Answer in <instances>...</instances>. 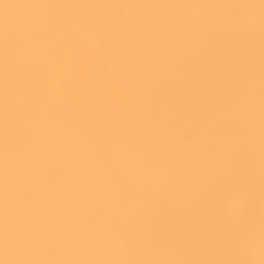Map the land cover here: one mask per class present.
Returning a JSON list of instances; mask_svg holds the SVG:
<instances>
[{
    "label": "bare ground",
    "instance_id": "6f19581e",
    "mask_svg": "<svg viewBox=\"0 0 264 264\" xmlns=\"http://www.w3.org/2000/svg\"><path fill=\"white\" fill-rule=\"evenodd\" d=\"M66 3L69 4L67 5ZM24 5L27 6L24 7ZM119 104L120 107L110 109L112 106ZM120 110H124L126 113L132 112V114H122V120H120L118 118ZM105 113L107 115H103ZM190 120H194L195 126L198 123V127L196 126L198 129L191 126L197 129L193 130L195 134H199L200 130L205 131L203 134L207 136L206 143L209 145L208 148L210 147L211 151H213V154L208 153V150H206V153L215 158L212 160L213 162L208 161L210 157H207L206 155L208 154L206 153L205 156L207 158L204 160V153H202L201 149L199 150L201 153L198 152L200 155L203 154L201 160L199 155H197L198 157H192V153L196 155L198 151L195 152L194 149L191 155H189L188 151L186 160L184 158L185 153H187L184 152L185 149L180 151L179 142L173 141V144L176 142L175 146L179 147L177 154H179V151L184 152L178 155L182 156L183 159L178 158L177 154L175 156L174 153L176 151L174 152L173 147L175 149L176 147L170 144L172 141L170 143L168 141L176 133L179 134L180 131H183V134L187 133L183 129L189 128L190 124L188 122ZM128 121L133 126L135 125V128H133L135 132L131 130L127 135L122 136L119 134V130L122 124ZM124 130L126 129L124 128ZM189 133L192 135V131ZM205 135L202 136L204 137ZM185 140L188 141L187 138ZM111 141L117 144L112 145ZM180 142L183 143V141ZM94 143L101 144L103 147L97 152L98 157L102 158V160L115 159V162L120 164L122 162L130 163L133 160L141 163L143 161L140 160L143 159L142 157H148V160H151V164L154 161L161 162V160L171 165L173 164L168 169L173 174V171H176L177 168L175 166L177 164L176 161L180 159L177 162H180L181 166L177 168V171L178 169H184L190 176L187 175L188 177L186 176V178L184 177L185 179H182L183 173L180 171V175L182 176L177 173L181 177L180 179H177L175 173V176H173L174 174L170 176L176 179H168L167 177L164 179L162 177L165 181H156L157 179L153 181V179H149V183H139L137 179L141 180L144 178L148 169L146 168V173L139 171L142 178L139 177V179L137 177L136 179V175H140L138 173L134 174V178L137 181L135 182L139 183L137 185L144 188L148 183L150 186L147 185L144 188L146 190L142 189L143 193L141 191H138V193L134 191L135 189L138 190L136 188L137 185L133 190L135 193L129 190V186L125 187V190L129 195L128 199H132V196H135V199H139L135 200L134 204L130 202L133 205L136 203L139 206L137 209L132 208L136 210L134 212L135 216L141 215L142 212L143 215L138 216V218L134 217V220L131 217L126 218L120 215L122 212L118 210V206L120 205L118 202L119 205H114L117 209H113V211L116 210L115 212L119 214V217L115 216L117 218L112 220L111 212V215H105V211H108L106 209L110 207L108 204L111 203L106 200H108L107 198H113V195H116L117 198L120 197L119 194L121 195V192L119 193V188L125 184L118 188L114 186L119 190L118 195L116 194L117 190L114 191L115 189L113 191H104L109 196L111 195L109 192L116 193L111 195L113 197L106 196L103 209V202H100L103 200H98L102 198L97 197L98 194L94 188V181L92 182L94 185L90 183L92 176L100 175L99 178L103 177L101 172L96 175L95 171L98 168L91 166L96 163L91 158L93 154L91 145ZM163 144H166V147L170 144L169 148L174 153H170V150L167 148L165 150ZM191 144L194 145V143ZM155 146H158L160 149H156L157 147L155 148ZM153 147L156 149H154V152L152 151ZM204 147L207 148V146ZM204 147L200 146L199 148L203 149ZM226 147L230 148V150L226 149ZM141 148H151V155L145 149L138 153L137 150ZM217 149L221 151L225 150L224 153L226 152V155L228 153L236 155V157H234V160H231L233 162L226 158L228 164H225L223 156H221L222 159L217 158L219 152L222 153L221 151H217ZM244 149L246 151L250 150V157L254 155L248 160H250V169H253L257 177L256 175L254 177L253 171H250L248 166L249 173H242L246 167L245 157V163L240 158L244 156L241 155V153H244ZM158 150L161 151H159L161 155H159ZM162 150L165 151L162 153ZM226 150L231 152L229 153ZM96 151L98 150L96 149ZM167 152L171 155L174 154L172 156L173 159L171 156L169 157V153ZM214 152H216L215 155H218L215 156ZM94 154L97 155L95 151ZM163 154H166L165 157L170 159L165 160ZM156 156L160 157L161 160L159 161ZM187 157L191 158V160L194 158L193 161H196L195 165L198 163L197 165L201 168L197 165L193 167L194 162H188L189 158ZM196 159L200 160L201 164L205 161L215 164L216 168L222 170L223 173H221L222 171H218L214 166L215 171H217L215 172L213 169L212 172L214 171L218 175V179L221 176L223 179L216 180L217 178H214L215 174H211L212 172L204 168L208 163L205 162L204 166H202L203 164L200 166V163ZM183 160H186L187 163L186 161L184 163ZM144 162H147V159H144ZM190 162L193 163L192 165L190 164L191 166H189ZM231 163L233 164L231 165ZM225 165L227 168L230 166L229 168L232 169H226V167H223ZM232 166H235V169ZM209 167L208 170L211 171ZM192 168L194 169L191 172ZM118 169L120 174L125 176L127 171L119 166ZM198 169L203 173L198 171ZM205 169L206 174L209 172L207 175L205 174ZM234 170H236L237 174L234 173ZM125 171L126 173H124ZM169 171L167 172L168 174H170ZM195 171L199 174L201 173L202 176L200 175L199 177L197 175L196 177L197 173ZM232 171L233 174H230ZM244 171L246 172V170ZM224 172L227 173L224 174ZM191 173H193L192 180L194 176L196 177L194 182L196 180L199 181V179L202 181V177H205L203 178L204 180L208 179L206 180V184L210 180L207 184V187L210 189H212L215 183L213 191H215V187L225 186L231 180L233 182L231 181L229 187L232 186L233 188V184H235L234 189L239 186L241 190V185L236 184H240L241 182L239 181L242 180L250 188L249 182L243 180L249 174L252 176L248 175L251 179H246L252 181L254 178L255 180L258 179L259 181L257 180L256 182L260 183L261 186L257 183L260 187L257 188L262 189V197L264 196V0H0V264H103V261L105 263V259H107L105 258V254H108L110 258L114 255L112 258L115 257L116 261L119 259L118 262L121 260L120 258H126V260L122 259L124 263L120 261V263L126 264L129 261L127 259L129 258L128 255L122 254V257L119 256L117 258L115 255L121 252L119 249H116L117 252L114 251L117 248L115 246L119 247L122 245V240L132 241L131 243L135 244L133 245L134 248L135 246L138 247V249L136 247L137 250L141 247L140 243H142V247L145 246V249H147V246H154L152 243L155 238V241L158 240V234H153V231L157 233L155 232V228L162 229V225L163 227H167L165 225H168L170 228L174 225L173 222L176 224V221L182 222V224L177 223V226L181 225L180 227H182L184 221L185 223L187 222L188 217L197 222L199 215L207 221L206 218L208 217H204L205 213H202L203 216L200 213L207 211V207L209 208L212 203H215L217 199H221L222 196L215 199L214 192L208 188L206 191L209 190L208 194L211 193L209 196L203 190L205 188L200 187V184L199 190H195L194 187L198 188V183L200 182H196L197 184L194 186V182L192 183L189 178L191 177ZM241 173L242 178L239 177ZM103 174L105 175V173ZM106 174L108 175V173ZM148 174H151L150 171H148ZM155 174L158 173L155 172ZM208 176L212 177V179L214 178V180ZM235 176L241 179H230ZM106 177V180L107 178L108 180L111 179L109 175ZM188 178L190 182L186 183ZM183 180L186 181L184 182ZM112 181L111 179L110 182ZM126 181H128L127 178ZM203 181L201 184L204 185L205 181ZM107 182L110 184L109 181ZM150 182H152V186ZM174 182L176 186L180 185L181 190L182 188L186 192H190L191 190L192 193L190 194H192V197H196V199L194 197L191 198L193 200L191 205H194L193 208L196 210L190 211V214L183 212L186 211L183 209L188 206L190 196L185 197L181 192H177L178 194L176 195L174 192L176 190ZM101 184L103 183L98 184L97 182L96 186L99 187ZM246 184L244 185V190L247 189L245 187ZM190 185L191 189H189ZM140 186L139 188H141ZM251 187L253 188V186ZM108 188L112 189L110 185L106 189ZM218 190L225 193V189L222 190L220 188L216 189V194H218ZM244 190L242 188L243 192ZM195 191L202 192L203 195L201 196H204L206 193L204 198L206 197L207 200ZM246 191L249 192L251 190L248 189ZM258 191L256 190L257 194ZM231 193L233 194L234 192ZM251 193H243V197L245 198V196H249ZM227 194L230 195L228 191L226 192ZM188 195L186 194V196ZM219 195L221 193L217 196ZM231 195L230 198H232ZM238 195L237 197L240 196ZM176 196H178V199ZM227 196L224 195L223 199L229 198ZM200 197L201 201L205 200L204 203L206 205H203V202L200 204L198 200ZM243 197L241 196V199ZM254 197H257V195ZM210 198L211 201L208 203ZM247 198L240 200V202H244H242V205L246 204L245 202L249 198L252 199L253 195L252 198L251 196ZM115 199V202L119 200ZM213 199L216 201L212 202ZM231 200L233 199H227L229 205L232 203L229 202ZM110 201L113 203V200ZM194 201H197V203ZM227 201H223L222 204L220 203L221 208L222 205H225L224 203L228 204ZM235 201L233 202L235 203ZM123 202L128 204L125 198L121 199V203ZM237 202L236 204H238ZM217 203L215 204L218 205ZM252 204H254L253 201ZM252 204H249L250 208H252ZM216 205L211 207L217 208ZM232 206H234L232 207L233 209L231 208L234 212L236 210L235 205ZM199 207L201 209H198ZM243 207H246V205ZM203 208L204 211H201ZM221 208L220 210L217 209L216 215L212 214L213 219L215 216H219V219H222V215H224L223 219L229 216L227 214L225 217L224 208L222 211L224 213L221 215L219 212L222 210ZM240 208L238 207V210ZM247 208H244V210ZM254 210L252 211L255 212ZM195 211L198 212V216ZM242 211L239 213L241 214ZM115 212H113L114 215ZM193 212L197 217L194 214L191 215ZM244 212L247 214L249 210ZM253 212H249V215L251 213L254 217ZM95 213L101 214L96 218ZM209 215L212 216L211 212ZM121 216L126 219L125 221H123L124 219L122 220L124 223H132L129 226L130 228H126L127 230L137 225H133V223L144 220L146 223L142 221L141 226L142 223L144 227L145 225L147 226V229L145 228V231H147L145 233L147 234L145 235L146 237H140L144 235V231H141L139 222V225L135 228L136 231L140 230L138 233L141 240L137 241V239L133 241L134 238L138 237V233L136 235L133 232L135 228L131 229L134 234L129 230V234L127 235L125 231L127 238L135 235L134 238L128 240L124 237V239L123 233L120 231L124 228L123 222L120 220ZM194 216L195 218H192ZM230 217H228V220L226 218V223H228ZM233 217L237 218L234 219ZM129 219H132L133 222L129 221ZM190 219H188L190 221L188 224L191 223ZM230 219H233V221H229V224L232 225L231 223L238 221L239 218L238 215L233 216L232 213ZM117 221L122 223V228L120 227L121 225H117L119 224ZM201 221L207 223L203 219L198 221V229H201L200 224L204 228L206 227L205 223L202 224ZM215 221L210 222L212 227L210 224H206L207 227L210 226L209 228L206 227L207 230L213 228V232H211L212 229L208 231L211 232V236L215 229V233L213 234L215 236L213 238L210 237L213 240H215L214 238L217 234L219 236L221 228L222 233L224 232V226L225 228L230 226H226L227 224L225 225L224 223L221 227V224L225 220L223 222L218 221L219 223L216 222L218 224ZM251 222L249 221V223ZM213 223L217 227L220 225V229L218 230L216 227V231ZM236 224L238 223L236 222ZM236 224H233L235 225L233 226L234 229L237 226ZM251 224L254 226L256 223L253 224L252 222ZM193 225L197 228L196 224ZM242 226L240 227L243 228ZM168 227L167 229H169ZM172 227L176 228L175 226ZM180 227L178 231H181ZM187 227L186 230H183L186 234L190 231L193 235L198 231H187ZM230 227L228 229L229 235H231ZM192 228L190 226V229ZM232 228L231 232L232 230H237ZM241 228L242 234V230L245 228ZM206 229L204 233H206ZM165 230L164 228L162 229V231ZM240 230L238 229V233H240ZM162 231H159L162 235L158 232L159 238L165 234ZM203 231H198V235H193L194 238L188 234L189 238L195 242H191L194 247L196 246L195 248H198L197 246L202 244L201 242L206 238L207 242L204 241L206 243H204V249L212 241L208 242L209 237L205 236L203 239ZM199 232H202L203 235ZM169 233H172V231ZM169 233L166 232V237H163L167 239L168 236L171 240V236L167 235ZM175 233H177V230L172 237L175 236L177 239L178 236L182 235V232L178 236ZM236 236L238 237V235ZM111 237L115 245H113L112 241H106L111 239ZM184 237L182 236L181 238L184 239ZM247 237H250V235ZM225 238L223 240H228ZM246 238L245 240H247ZM165 239L161 238L159 241H165ZM245 240L243 239V241ZM167 241L169 242V240ZM185 241L187 242L188 240L184 239L183 242L180 240V245L185 244ZM135 242H139V245ZM212 242L214 243H212V249L209 247L211 251H205L215 253L213 250L215 242ZM111 243L112 248L107 250L106 247H109ZM256 243L249 244V246H253V249H257V247H260V250L263 249L259 243L260 246L258 245L254 248V244L256 245ZM190 244L188 246H191ZM224 245L223 248H226ZM228 245L231 244L228 242ZM159 246L157 249L160 250ZM193 246L189 251L187 248L186 250L188 252L192 251ZM104 247L106 251L103 250ZM154 247V251H152L153 247L150 248L153 254L152 252L150 254L146 252L148 258H145L146 261L144 258L142 259L145 264L158 262L161 255L157 258L155 257L159 253L156 254L157 252L155 251L157 249L156 246ZM164 247L162 248L163 250ZM177 248L179 247L177 246ZM185 248L183 249L184 251H186ZM143 249L141 248L140 250ZM150 249L148 248L147 251ZM204 249L202 247L201 249H196L197 252L198 250L200 251V257L204 254ZM216 249V252L219 254V247ZM111 250L114 252L110 253L112 252ZM163 250L157 251L163 253ZM180 250L182 249L180 248ZM107 251H110L111 256H109V253H106ZM220 251L222 253V250ZM197 252L196 254L199 256V252ZM146 253L142 254L143 257L147 255ZM169 253L163 254L161 257H167V255H170ZM178 253L180 256H177L180 259L177 256L174 257V254L173 256L171 255L174 261L170 256L172 259H170V262H176V264L186 263L189 258L187 257L185 261L184 252L183 259L182 253ZM263 253L261 252L260 254L264 255ZM189 254L187 253L188 256L191 255ZM216 254L215 256L217 257L218 255ZM221 255L218 256L219 259H222L220 258L222 257ZM218 257L215 258L213 256V259L215 258L214 260L218 261ZM247 257L250 256L247 255ZM112 258L108 260H112ZM115 258H113V261ZM192 258L195 257L191 256L190 259ZM202 258H207V256ZM202 258L201 260L204 261L205 259ZM236 258L238 261V257ZM239 258H241L240 255ZM257 258H259V255ZM181 259L183 260L182 262L180 261ZM213 259L211 258L210 264H214ZM194 260L197 259L195 258ZM167 261H169V258ZM209 261L210 258L206 262L209 263ZM131 262L128 263L132 264ZM160 262L158 263L160 264ZM222 262H225V260L223 261L222 259ZM107 263L110 264V261ZM258 263L261 264V262ZM133 264H135V261ZM195 264L199 263L196 262ZM220 264L222 263L220 262Z\"/></svg>",
    "mask_w": 264,
    "mask_h": 264
},
{
    "label": "rangeland",
    "instance_id": "374dc122",
    "mask_svg": "<svg viewBox=\"0 0 264 264\" xmlns=\"http://www.w3.org/2000/svg\"><path fill=\"white\" fill-rule=\"evenodd\" d=\"M66 4L68 5L69 3H66ZM26 6H27V5H24V7H26ZM74 9H75V7H74ZM118 107H120V104H119V105H114V106H112L110 109L118 108ZM125 113H126V112H124V110H120V111L118 112V114H119L118 118H119L120 120H122V114H125ZM128 113H130V115L132 114V112H128ZM128 113H126V114H128ZM103 115H107V113H105V114H103ZM195 118H196V117H195ZM193 121H194V120H190V121L188 122V124H190V126H188L189 128H187L188 130H187V129L185 130V128L183 129L184 132L187 131L188 134L185 132V134H186V135H185V134H183V131H182V132L180 131L179 134H180L181 136H180L179 134L176 133L175 136L172 137L168 142L170 143V142L172 141V143H170L171 145L173 144V141H176L177 143L179 142V143H178V144H180V146L178 145V146L180 147L179 150L182 151V149H185L184 152H187V153H185V155H184V156H185V157H184L185 159H186V154H188V151H189V155H191V152H192V151L195 150V152H196V151L198 150V151L196 152V153H197L196 155H195L194 153H192V157H196L197 155H199V156H200V160H201V159L203 158V157H201V156H203V154H202V155L198 154L199 150L201 149L202 153H204V160H206L207 157H210V158H208V161H212V160H214L215 158H212L213 156H209V154H208V153H210V154L212 153V154H213V151H211V148H210V147L208 148L209 145L206 143V142H207V141H206V140H207V136H206L205 134H203L205 131H202V130L199 129L200 132H201V131H202V132H201V133L199 132V134H195V133L193 132V130L195 131V130L198 129V128H197V127H198V126H197L198 123H197V125H196L197 127H196V126H195L196 123H195V122L193 123ZM191 123H193L194 125H193V124L191 125ZM122 126H123V127H122ZM122 126H121V128H120V130H119V134L122 135V136L127 135L131 130L134 131L133 128H135V125L133 126V124H131L130 121H128V122L122 124ZM191 126H193L194 128L196 127L197 129H194V128H192ZM124 128H125L126 130H124ZM199 128H201V127H199ZM189 129H190V130H189ZM83 130H84V129H83ZM181 130H182V129H181ZM199 130H198V131H199ZM190 131H192V135H190V134H191V133H189ZM134 132H135V131H134ZM125 133H126V134H125ZM193 134H195L194 136H196V135H197V136L194 137ZM200 134L205 135L206 138H205V136L203 137V136L200 135ZM192 136H193V137H192ZM182 138H185V139L187 138L188 141H186L185 139H182ZM201 138H202V139H201ZM203 138H204V139H203ZM184 140H185V141H184ZM190 140H193V141L190 142ZM180 141H183V143L180 142ZM111 142H112V145H116V144H117V143H114L113 141H111ZM176 142H174L173 146H175V144H177ZM201 142H202V143H201ZM203 142H204V143H203ZM191 143H194V145H195V144H197V145L194 146V145H192ZM166 144H167V143H166ZM166 144H165V145L163 144V145L165 146V150H167V149L170 150V148H169V147H170V144H168L167 147H166ZM184 144H185V145H184ZM200 144H201V145H200ZM190 145H191V147H190ZM199 145H200L201 147L207 146L208 149H207L206 147H204V148H206V149H204V148H203V149H202V148H199V147H200ZM161 146H162V144H161ZM198 146H199V147H198ZM91 147H92V153H93V154L91 155V158H93V159H92V160H94L93 162H96L95 164H93V165H91V166H92V167L94 166V167L98 168V169H97L98 172L95 171V174L98 175L97 173L101 172V174L103 175V177L99 178L100 175H98V176H94V177L92 176V178H90V183H92V182L94 181L93 183L95 184V186L97 185V182H98V184L101 183V182L103 183V184H101L102 187H101V185H100L99 187H98V186H96V187L94 186L96 193L99 195V196L97 195V197H101V198H102V199H98V200H99V201H100V200H103V201H100V202H103V209H104V200H106V196L108 195V193H105L104 191H106V192H107V190H109V191L112 190V191H113L114 189H115L114 191H116L117 189H116L115 187L118 188V187H120V186H122V185L125 184L124 186H122V187L119 188L120 191L117 190V193H116V192H109V191H108L111 195H112V194H115V193L118 195V191H119V193L121 192V195L119 194V196H120L121 198H120V197L117 198L116 195H113L114 197L110 195V196L113 197V198H107L108 200H106V201L112 203V201H110V200H113V203H112V204H111V203H110V204L105 203V204H108V206L110 205V207H111V208H110V207L107 206L109 209L106 207V208H107L106 210H108L109 212H108V211H105V212H106L105 215H106V216H107V214L111 215V213H112V216H111V217L113 218L112 220H115V219L117 218V217L115 218V216H118V217H119V214H117V213L115 212L116 210L113 211V209H117V207H114V205H115V206H116L117 204L119 205V203H120V205H119L120 208H119V206H118V210H121L122 213H121L120 211H117V212L121 213L120 215H123V216L126 217V218H128V217L130 218V217H131L133 220H134V217H135V218H138V216L143 215V212H142L141 215L138 214V216L136 215L137 217L135 216V213H134V212H135L136 210H135V209H132V208H136V209H137V207L139 208V206L136 205V203H135V205H133V204H134V201L137 200L138 198L135 199V196H132V199H128V198H129V195L127 194V191L125 190V187L129 186V190L132 191V193H135L134 191H136V192L138 193V191H141L142 189H143V190H146V189H144V188H146L147 185L150 186V185L148 184V183H149L148 181H150L149 179H153V181H155L156 179H157L156 181H158V180H159V181H161V180H162V181H165L164 179H165L166 177H167L168 179H171V178H172V179H173V178L176 179L175 177H173V176H175V173H176L177 179H180L181 177L178 176V174L180 175V171H182L181 173H183V177H182V179H185L186 176L189 175L187 172H185L186 170L184 171V169H183V170H182V169H180V170L178 169V171H177V168H180V166H181L180 162H177V161H180V159H183L182 156H178V155H179V154L181 155V153H184V152H180V151H179V154H177V153H178L177 151H178V148H179V147L177 148L176 146H175L176 149L173 147L174 152L176 151V153H174V152L172 151V149L169 151L170 153H174L175 156H176V154H177V157H178V158L180 157V159H179V160L177 159V161H176L177 164L174 163L175 166H177L176 171H175V170L173 171V172H174V173H173L174 175L168 170V169L171 168V166H172L173 164L171 165V164L168 163V162H164V161H162L160 157L158 158V157L156 156V157L159 159V161L161 160V162H158V161L156 162V161H154V163H152V164H151V160H150V161L148 160V157H147V158H146V157H145V158L142 157L143 159H140L141 161L143 160L142 162H144V159H147V162H144V163H142V162H141V163L138 162V163H140V164H138L137 162H135V161L133 160V161L130 162V163H126V162L123 163V162H122V164H120V163H116V162H115V161H116L115 159H104V160H102V158L98 157L99 155H98L97 152L100 151V149H101V147H102L101 144L99 145L98 143H94V144L91 145ZM156 147H157V148H156ZM184 147H186V148H184ZM189 147H190V148H189ZM195 147H196V148H195ZM102 148H103V147H102ZM155 148H156V149H160V148H158V146H155ZM155 148L153 147V150H152L153 152H154V149H155ZM161 148H162V147H161ZM166 148H167V149H166ZM197 148H198V149H197ZM244 148H246V147H244ZM96 149H97L98 151H96ZM143 149H145L146 152H147V153L149 152L150 155H151V151H150L151 148H149V149H147V148H141V149L137 150L138 153H139V151H143ZM156 149H155V150H156ZM163 149H164V148H163ZM189 149H190V150H189ZM191 149H192V150H191ZM193 149H194V150H193ZM226 149H228V148L226 147ZM145 150H144V151H145ZM147 150H148V151H147ZM165 150H162V153H163ZM206 150H208L209 152L206 153ZM223 150H224V149H223ZM228 150H230V148H229ZM231 150H232V149H231ZM94 151L96 152L97 155L94 154ZM159 151H160V150H158V153H159V155H161V154H160L161 151H160V152H159ZM204 151H205V152H204ZM215 151H216V149H215ZM217 151H221V150L217 149ZM224 151H225V150H224ZM224 151H221L222 153L219 152V155H220V156H219L218 154H216V155H218L217 158H220V159L225 158V161H224V162H225V164H228V162L226 161V158H227V160H230V161H231V160H234V159H235L234 157H236V155H233V154L231 155V154H228V153H227V155H226V152L224 153ZM226 151H227V150H226ZM249 151H250L249 149H248L247 151L244 149V153H243V154L241 153V155H244V156H241V157H240L241 160L244 161V163H245V160H246V163H245L246 167H245V169H244V170H246V172L243 170L242 173H249V169H250V167H249V166H250V160H248V159H250L252 156H254V155L251 154L252 156L250 157V155H249L250 152H249ZM155 152L157 153V151H155ZM169 152H167V153H169ZM227 152H229V151H227ZM230 152H231V151H230ZM230 152H229V153H230ZM242 152H243V151H242ZM245 152H247V153H245ZM140 153H141V152H140ZM149 153H148V154H149ZM170 153H169L168 155H169V157L171 156V158H172V156H174V154L171 155ZM199 153H201V152H199ZM205 153L208 154V155H206L207 157L205 156ZM215 153H216V152H214V155H215ZM251 153H254V152H251ZM152 154H154V153H152ZM193 154H194V155H193ZM254 154H255V153H254ZM157 155H158V154H157ZM165 155H166V154H165ZM165 155L163 154V158H165V160H169L170 158L165 157ZM189 155H187V156H189ZM216 155H215V156H216ZM229 155H230V156H229ZM153 156H155V154H154ZM221 156H223V157L221 158ZM248 156H249V158H248ZM161 157H162V156H161ZM177 157H176V158H177ZM181 157H182V158H181ZM197 157H198V156H197ZM230 157H231V158H230ZM244 157H245V160H244ZM187 158H189V157H187ZM228 158H229V159H228ZM240 158H237V159H240ZM246 158H247V159H246ZM149 159H151V158H149ZM153 159H154V158H153ZM172 159H173V158H172ZM193 159H194V158H192V160H191V158H189L188 162H189V161H193ZM198 159H199V158H198ZM154 160H155V159H154ZM186 160H187V159H186ZM186 160H183L184 163H185ZM196 160H197V159H196ZM200 160H197V162L200 163V164H199L200 166H201L202 164H203L202 166H204V165H205V162H207V161H205L204 163L202 162V164H201ZM223 160H224V159H223ZM113 161H114V162H113ZM148 161H149V162H148ZM155 162H156V163H155ZM181 162H182V161H181ZM193 162H194V161H193ZM195 162H196V161H195ZM195 162H194L193 167L196 166V165L198 164V163H197V164L195 165ZM212 162H213V161H212ZM226 162H227V163H226ZM231 162H233V161H231ZM136 163H137V164H136ZM147 163H148V164H147ZM158 163H159V164H158ZM186 163H187V161H186ZM207 163H208V164L205 165L204 168H206L207 171H209V172H212V170L214 169V167H215V168L217 167V166H215V164H213V163H211V162H207ZM209 163H210V165L213 164V165H211L212 168H210L211 166L209 165ZM247 163H248V164H247ZM115 164H116V165H115ZM132 164H133V165H132ZM190 164L192 165L193 163L190 162V163H189V166H191ZM232 164H233V163H231V165H232ZM182 165H183V163H182ZM208 165H209L210 167H209ZM229 165H230V164H229ZM114 166H115V167H114ZM118 166L121 167V168H123V169H125V170L127 171V173H126V171L124 172V173H126L125 176H124L123 174H120L119 169L117 170ZM184 166H186V165H184ZM197 166H198V165H197ZM213 166H214V167H213ZM247 166H248L249 169L247 168ZM141 167H142V169H140ZM143 167H144L145 169H144ZM159 167H161V168H159ZM182 167H183V166H182ZM186 167H187V166H186ZM198 167H199V166H198ZM198 167H197V168H198ZM208 167H209V169H211V171L208 170ZM223 167H226V165L223 166ZM229 167H230V166H229ZM229 167H228V168H229ZM232 167H233V166H232ZM234 167H235V166H234ZM234 167H233V168H234ZM135 168H137V169H135ZM146 168H147L148 170H146ZM165 168H166V169H165ZM172 168H173V167H172ZM184 168H185V167H184ZM195 168H196V167H195ZM199 168H201V167H199ZM228 168L226 167V169H228ZM173 169H175V168H173ZM186 169H187V168H186ZM193 169H194V168H192L191 172L193 171ZM202 169H203V167H202ZM206 169H205V174H206ZM216 169H217L218 171H222V170H219L218 168H216ZM221 169H222V168H221ZM229 169H232V168H229ZM234 169H235V168H234ZM145 170L147 171V174L144 176V178H142V177H141V174H139V171H141V173H143V172L146 173ZM153 170H154V172H153ZM167 170L170 172V174L167 173V172H168ZM196 170H197V169H196ZM217 170H216V171H217ZM224 170H225V169H224ZM236 170H237V169H236ZM236 170H234V173H236V172H235ZM251 170L253 171V169H250V171H251ZM135 171H136V173H135ZM142 171H143V172H142ZM148 171H150L151 174H148ZM166 171H167V172H166ZM171 171H172V169H171ZM198 171H200V170L198 169ZM214 171H215V169H214ZM214 171H213L211 174H215V177H214L213 175H211V174H210V175H211L212 177H214V178H217L216 180H220V179L222 178V176L219 177L220 179H218V175H217L216 173H214ZM216 171H215V172H216ZM226 171H227V170H226ZM228 171H230V170H228ZM133 172H134V173H133ZM155 172L158 173L159 175H162V176H159L158 174H155ZM165 172H166L167 174H166ZM188 172H190V171H188ZM195 172H196V171H195ZM195 172H193V173H195ZM200 172L203 173L202 171H200ZM209 172H208V173H209ZM103 173H105V175H104ZM106 173H108L109 177L113 180L112 182H110L111 179L108 180V178H107L108 175H107ZM132 173H133V174H132ZM137 173H138L140 176L136 175ZM177 173H178V174H177ZM193 173H191V177H189L190 179L192 178V176H193L192 174H193ZM196 173H197V172H196ZM196 173H195V174H196ZM201 173H200V174L197 173L195 176L197 177V175H199V177H200ZM208 173H207V174H208ZM221 173H223V171H222ZM225 173H227V172H224V174H225ZM228 173H229V172H228ZM242 173H241L240 176H239V177H241V178L243 177V176H241ZM252 173H254V177H255V175H256L255 172L253 171ZM119 174H120V175H119ZM134 174L136 175V177H135L136 179H137V177H138V178H139V177L142 178L141 180H138V179H137V181H139V183H146V182H148L147 185L144 186V188H142L143 186L141 187L140 185H139V186H140L141 188H139V186L137 185V184H139V183H136L137 181H136L135 178H134ZM207 174H206V175H207ZM219 174H220V173H219ZM230 174H233V171H232V173H230ZM230 174H229V176H230ZM236 174H237V173H236ZM236 174H235V175H236ZM238 174H239V172H238ZM250 174H251V173H250ZM118 175H119V176H118ZM164 175H165V177H164ZM170 175H173V176H170ZM206 175H205V176H206ZM226 175H227V174H226ZM248 175H249V174H247V176H248ZM259 175H260V174H259ZM259 175H258V176H259ZM106 176H107V177H106ZM130 176H131L132 178H131ZM142 176H143V175H142ZM180 176H182V175H180ZM189 176H190V175H189ZM195 176H194V177H195ZM201 176H202V175H201ZM216 176H217V177H216ZM229 176H228V177H229ZM231 176H232V175H231ZM236 176H238V175H236ZM236 176H235L234 178L231 177L230 179H236V180L241 179V178L236 177ZM244 176H245V174H244ZM247 176H245V177L243 178V180H244V181L247 180V182H249V184H250V188H249V185L247 186L246 182H243L242 180L239 181V182H241L240 184H236V185H241V187H242L243 190H244V185L246 184V186H245V187L247 188L246 190H248V189L251 190V191H249V192L246 191V190H244V192H243L241 187H240L241 190L239 189V186H238V187H235L236 189H234V185H235V184H233V188H232V186L229 187L231 181L233 182V180H231L229 183L227 182L228 184H225V186L223 185V186H221V187H219V188H216V187H215V191L212 190L213 187L215 186V185H214L215 183L213 184L212 189H210L209 187H207V184L210 182V180H209V182H207V184H206V180H208V179L204 180L203 178H205V177H202V178H201L202 181H203V180L205 181V184H204V185L201 184L202 181H200V179H199V181L196 180L197 183H198V182H200V183H198V188H197V187H196V188L194 187L195 190H197V189L199 190L200 187H201V188L204 187L205 189H203V190L206 191V189L209 188L210 190H212V191L214 192L215 197H216L215 199H217V197L219 198L220 196H222L221 199H217V201L213 199V201H212V202H214V201L218 202L217 204H218L219 206L215 204L216 202H215V203H212V202H211L214 206H215V205L217 206V208L215 207L216 210H215L214 207H211V206H213L212 204H211V206H209V208L207 207V211H208V212H207V211H204V208L206 209V207L203 206L204 208H203L201 211H204V212H201V213H200L201 215H202V213H205V214H207V215L204 214V217L207 216L208 218H209V216H210V215H209L210 212H211V215H212V214H213V215H216V213H217V209L220 210V208H221L220 203L222 204L223 201L226 202L227 199H229V200H230V199H233V200L229 201V202H232V203H230V205H229L228 201H227V203H228L227 205H226V203H224L225 205H222V208H221L222 210L219 211V212H220L221 215L225 212V213H224V214H226L225 217H226L227 214H228L229 216L226 217L227 220H228V217H230V216L232 217V213H233V216H234V215H236V216L238 215V218H239V219H238V221H234L235 223L232 222V223H231L232 225H230V224H229V223H230L229 221H233V219H232V220L230 219L231 217L229 218L228 223H226V221H227L226 218L223 219V218H224V215H222V219H223V220H222V219H219V218H218L219 216H218V214H217L218 217L215 216L214 219H213V215H212V216H210V220H211V221H210L208 218H206V219H207V221H206L203 217H201V216L198 214V212L195 211V212H196V215H197V216L199 215V216H198V217H199V220H197V222L203 219V221H206V222H207V223L204 222L206 227H207L208 224H210V226H211V223H210V222H214L215 220H216L215 223L218 222V221H222V222H223V221L225 220V222H223V223L221 224V227L223 226L224 223H225V225L227 224L226 226H228V225L231 226V227L228 226V227H226V228H225V226H224V232L221 233L222 228L220 229V228H219L220 225H219L218 227H217V225H216V224H218L219 222L216 223V224L213 223V226H215L214 228L217 227L218 230L220 229V230H219V231H220V234H219V236H218V234L216 233L217 236L214 238L215 240L212 239L213 236H215V235H213V234L215 233V229H214V233H212V236H211L210 233L213 232V228H210V229H212V230H211V232H208L210 229L207 230L206 227L204 228V227L200 224V226H201L200 228H201V229H198L199 225H198V227H197V224H198L199 222H198V223L195 222L194 219L191 220L190 217H188V219L191 220V223H190V224H188V223L190 222V221H188V219H187V222H186L187 225H186L185 221H184V223H183V226L186 225L185 228H183V226L180 227L181 225H180V226H179V225L177 226V223L182 224V222H179V221H176V224L173 222L174 225H172V226H175L176 228H173L172 226L169 228L168 225H165V226H167L169 229H167V227H163V225H162V229H163V228H164V230L166 229L165 231H162L161 228H160V229L158 228L159 230L155 228V232H157V233H154V231H153V234H154V235H155V234H158L159 237H160V235H162L161 232H159L160 230L162 231V233H165V234H166V232L169 233V232L172 231V233L167 234V235L171 236V237H170L171 240L168 238V236H167V239H165L166 235L164 234L163 236H165V237L161 236V238H164L166 242H165L164 240L159 241V239H161V238H159V237L156 235V236L158 237V238H157L158 240L155 241V240H156V238H155V240H154L153 243H152V244H154V246H156V249L158 248V246H159L161 243H163V244H161V245L159 246V247H160V250L157 249L158 251H162V250H163L162 248L165 246V247H164V250H163V253H162V252L160 253V252H158V251L155 249V250H156L155 252H157L156 254L159 253L158 255L155 256L156 258L159 257V255L162 256V255L164 254V252H166L165 254H168V253L170 252V248H171V252L169 253L170 255H167V257L169 256V257H168V258H169V261H167V260H168L167 257H161V256H160L158 262L161 261V262H160V264H161V263L164 262V260L167 259V260L164 262L165 264H167L168 262H169L168 264H170V263H171V264H176V262H173V263H172V261L170 262L171 257H172L174 254H175L174 257H176V256L179 254L178 252H181L182 255H183V252H184V254H185V258H184V255H183V257L181 256L182 259L184 258V260H185L187 257H188L189 259H188L187 261L185 260L186 263L183 262V263H179V264H195L196 262L199 263V264H205V263L208 262V259H209V258H210V261H209V263H207V264H210V262H211V258L213 259V256H214L215 258H217V257L220 256L221 254H222V255H221L222 257H220V258H222L223 261L225 260V262H222V259H219V257H218V261H217V260H214L215 258L213 259V260H214V264H220V262H221L222 264H223V263H226V264H231V263H233V264H234V263H235V264H242V263H243V264H248V263H249V264H253V262H254V264H255V263H256V264H260V263H258V262H261V264H264V263H263V262H264V258H263L264 255H261V254H260L261 252H264V251H263V249H264V244H263V243H264V242H263V241H264V223H263V222H264V205H263V204H264V199H263V197H264V196L262 197V189H259L260 187L258 186V184H260V183L256 182L258 179L255 180V178H254L253 181H252V180H250L251 178L249 177V176H251V175H249L248 177H247ZM105 177L107 178V180L105 179ZM120 177H121V178H120ZM162 177H163L164 179H163ZM178 177H179V178H178ZM184 177H185V178H184ZM187 177H188V176H187ZM194 177H193V180L191 179V182H192V183H193L194 180L196 179V177H195V178H194ZM199 177H198V178H199ZM208 177H210V176H208ZM212 177H210V178L212 179ZM223 177H225V176L223 175ZM251 177H252V176H251ZM256 177H257V175H256ZM95 178H96V179H95ZM126 178L128 179V181H126ZM160 178H161V179H160ZM189 178L187 179V181L185 180L186 183L190 182V179H189ZM206 178H207V176H206ZM214 178H213L212 180H214ZM237 178H239V179H237ZM246 178H250V179H246ZM92 179H93V180H92ZM104 179L106 180V182L109 181L110 184H109L108 182H107V183H106V182L104 183V181H105ZM123 179H124V180H123ZM139 179H140V178H139ZM154 179H155V180H154ZM222 179H223V178H222ZM226 179H227V177H226ZM259 179H260V176H259ZM91 180H92V181H91ZM101 180H102V181H101ZM103 180H104V181H103ZM120 180H121V181H120ZM216 180H215V181H216ZM236 180H235V181H236ZM99 181H100V182H99ZM114 181L116 182V185H115V182H114ZM123 181H124V183H122ZM135 181H136V182H135ZM153 181H152V182H153ZM176 181H177V180H176ZM183 181H184V180H183ZM185 181H184V182H185ZM204 181H203V182H204ZM221 181H223V180H221ZM227 181H228V179H227ZM258 181H259V180H258ZM152 182H150V183H151V186H152ZM196 182H194V184H195V185L193 184L194 186H196V184H197ZM212 182H213V181H212ZM224 182H225V180H224ZM224 182H223V183H224ZM93 183H92V185H94ZM113 183H114V184H113ZM121 183H122V184H121ZM155 183H156V182H155ZM192 183H191V184H192ZM218 183H220V182H218ZM221 183H222V182H221ZM234 183H236V182H234ZM257 183H258V184H257ZM104 184H105V186H103ZM106 184H107V185H106ZM157 184H158V183H157ZM179 184H181V182H179ZM199 184H200L201 186H200ZM216 184H217V183H216ZM109 185H110V187H112V189H109V188L106 189ZM118 185H119V186H118ZM136 185H137V187H136ZM141 185H145V184H141ZM182 185H183V184H182ZM220 185H222V184H220ZM220 185H218V186H220ZM114 186H115V187H114ZM130 186H131V187H130ZM161 186H162V185H161ZM169 186H171V185H169ZM179 186H180V185H179ZM179 186H176V183L174 182V188H176V190H175L174 192L176 193V195L178 194L177 192H181V193H183V195H184L185 197H189V196H190V201L187 200V198H186V200L190 202V205H189V202H188V204H187L188 206L185 207V208L183 207V208H184L183 210H186V211H183V212H184V213H187V214H190V211L192 212L193 210H196V209L193 208L194 205H191V204L193 203V200H192L191 198H193L194 196L192 197V194H190V193H192L191 190H190V192H189V191L186 192L185 189L182 188V190H184V191H182L181 188H180ZM199 186H200V187H199ZM208 186H209V185H208ZM210 186H212V185L210 184ZM251 186H253V188H252ZM260 186H261V184H260ZM100 187H101V188H100ZM135 187L138 188V190H136ZM182 187H184V186H182ZM185 187H186V186H185ZM206 187H207V188H206ZM254 187H255V188H254ZM257 187H259V188H257ZM122 188H123V189H122ZM192 188H193V186H192ZM220 188H221L222 190L225 189V190H224L225 193H224V192L222 193L221 191L218 190L219 192H217V193H218V194L221 193V195L217 196L218 194H216V189H220ZM230 188H231V189H230ZM261 188H263V187H261ZM134 189H135V190H134ZM139 189H140V190H139ZM186 189H187V188H186ZM189 189H191V185H190V188H189ZM232 189H233V191H232ZM237 189H238V190H237ZM263 189H264V188H263ZM121 190H122L123 192H122ZM133 190H134V191H133ZM161 190H162V189H161ZM179 190H180V191H179ZM192 190H193V189H192ZM203 190H202V191H203ZM226 190L228 191V193H229L230 195L232 194L231 192H234V193L231 195L232 198H230V195L227 194V195L229 196V198H227V199L224 200V199H223V196H224V195L227 196V195H226V192H227ZM234 190L236 191L237 194L235 193ZM239 190H240V191H239ZM252 190H253L254 192H253ZM256 190H259V191H258V194H257ZM260 190H261V191H260ZM165 191H166V190H165ZM165 191H162V192H165ZM200 191H201V189H200ZM208 191H209V190L206 191L207 194H208ZM245 191L247 192V194H249V193H251V192H252V193H251L249 196H248V195L245 196V194H246ZM141 192L143 193L144 191H141ZM141 192H140V194H141ZM159 192H161V191H159ZM171 192H173V191H171ZM193 192H194V190H193ZM195 192H197V191H195ZM210 192H211V191H210ZM213 192H212V194H213ZM242 192L245 193V194H244L245 198H247V197L249 198L250 196H251V198H252V195H253V198H255L256 201L253 200V198H252V199H250V198L248 199V198H247L248 201H247V200H246V201H247L248 203L250 202L249 204H252V201H253L254 204H252V205H253V206L255 205L254 208H253V206H252V208H250L251 206H250L247 202H245L246 204H243V205H242V202H243V201L240 202V200L245 199V198L243 197V193H242ZM259 192H261V193H259ZM122 193H124V194H122ZM137 193H136V194H137ZM184 193L189 194V195L186 196V194H184ZM197 193H199L198 195H200V196L203 195L202 192H197ZM206 193H205V194H206ZM263 193H264V192H263ZM167 194H168V193H167ZM179 194H180V193H179ZM195 194H196V193H195ZM205 194H204V196H205ZM238 194H239L240 196H239ZM208 195L210 196L211 193H209ZM208 195H207V198H208ZM237 195H238L240 198L237 197ZM256 195H257V197H254V196H256ZM258 195H259V196H258ZM260 195H261V196H260ZM263 195H264V194H263ZM102 196H104V197H102ZM110 196L108 195V197H110ZM196 196H197V195H196ZM204 196H201V197L204 198ZM228 196H227V197H228ZM241 196L243 197L242 199H241ZM115 197H116V199H115ZM133 197H134V198H133ZM177 197H178V196H176V198H177ZM197 197H199V196H197ZM201 197L198 198V200L200 201V204H201V202H203V205H204V204H205V203H204L205 200H202V201H201ZM213 197H214V196H213ZM103 198H104V199H103ZM123 198L126 199V201H127L128 204H129L130 202H131V203L133 202V204L130 203L131 205L129 204V206H128V204H126V202L121 203V199H123ZM176 198H175V199H176ZM194 198L196 199V197H194ZM203 198H202V199H203ZM224 198H226V197H224ZM234 198H235V199H234ZM238 198H239V200H238ZM258 198H259V199H258ZM114 199H115V200L119 199V200H117V201H116L117 203H116V202L114 201ZM177 199H178V198H177ZM204 199H206V197H205ZM236 199H237V200H236ZM138 200H139V199H138ZM191 200H192V201H191ZM206 200H207V199H206ZM235 200H236V201H235ZM259 200H260V201H259ZM99 201H98V202H99ZM122 201H125V200H122ZM128 201H129V202H128ZM187 201H186V202H187ZM210 201H211V198H210V200H209L208 203H210ZM233 201H235V203H234ZM237 201H238V202H237ZM244 201H245V200H244ZM261 201H262V202H261ZM118 202H119V203H118ZM191 202H192V203H191ZM194 202L197 203V201H194ZM236 202H237L238 204H236ZM195 203H194V204H195ZM198 203H199V202H198ZM240 203H241V204H240ZM243 203H244V202H243ZM196 205H197V204H196ZM198 205H199V204H198ZM198 205H197V206H198ZM205 205H206V204H205ZM232 205H235V209H236L237 211L234 210V212H233V210H232L233 208H232V207H234V206H232ZM239 205H241L242 207L246 205V207H243V208H242V207L239 206ZM121 206H122V208H121ZM130 206H132V207H130ZM197 206H196V207H197ZM199 206H200V205H199ZM237 206H238L239 208L241 207L239 210H240V211L243 210L242 212H244V211L247 212V210H249V212H253L252 210L255 209L254 211H255L257 214H256L255 212H253V213H254V217H253V214L251 215V213H250V215H249V212H247V214H248L249 217H250V218L248 217L249 221H252L253 224L256 223L254 226H252V224H251L252 222L249 223V221H248V219H247V216H248V215H247L245 212H244V213L241 212V214L239 213L240 211L238 210V207H237ZM100 207H102V206H100ZM124 207H125V209H124ZM190 207H191V209H190ZM219 207H220V208H219ZM247 207H248L249 209H248ZM141 208H142V207H141ZM211 208H212V209H211ZM213 208H214V209H213ZM223 208H224V210H225L224 212H222V211H223ZM228 208H229V209L232 208V209L229 210ZM244 208H247V209L244 210ZM198 209H201V207H199ZM208 209H209V210H208ZM110 210H111V211H110ZM188 210H189V211H188ZM211 210H212V211L215 210V211H214L215 213L212 212ZM257 210H258V211H257ZM112 211L115 212V215L113 214ZM137 211H138V210H137ZM139 211H140V209H139ZM142 211H144V210L142 209ZM227 211H228V212H227ZM231 211H232V212H231ZM110 212H111V213H110ZM140 212H141V211H140ZM221 212H222V213H221ZM236 212H238L239 214L236 213ZM96 213H98V211H96ZM96 213H95V215H96V218H97V216H99V214H101V213H99V214H96ZM133 213H134V215H133ZM136 213H138V212H136ZM208 213H209V214H208ZM229 213H230L231 215H230ZM124 214H125V215H124ZM126 214H127V215H126ZM130 214H131V215H130ZM192 214L195 215L194 212L191 213V215H192ZM220 214H219V215H220ZM243 214H244V215H243ZM245 214H246V215H245ZM95 215H94V216H95ZM196 215H195V216H196ZM221 215H220V218H221ZM241 215H242V216H241ZM100 216H101V215H100ZM123 216H121L122 218H120L121 221H122L123 219H124L123 221L126 220ZM132 216H133V217H132ZM189 216H190V215H189ZM195 216L192 217V218H195ZM197 216H196V217H197ZM202 216H203V215H202ZM251 216H252V218H251ZM255 216H256V217H255ZM258 216H259V217L261 216L262 218H261V217L259 218ZM109 217H110V216H109ZM111 217H110V218H111ZM242 217H245V218H242ZM200 218H201V219H200ZM233 218H234V217H233ZM235 218H237V217H235ZM235 218H234V219H235ZM132 219H129V221L133 222ZM140 219H141V218H140ZM181 219H182V218H181ZM181 219H179V220L182 221ZM196 219H197V218H196ZM217 219H219V220H217ZM245 219H247L248 223H247V221H245ZM251 219H252V220H251ZM262 219H263V220H262ZM117 220H118V219H117ZM120 220H119V221H120ZM212 220H213V221H212ZM257 220H258V221H257ZM261 220H262V221H261ZM123 221H122V222H123ZM137 221H139V220H137ZM142 221L145 222L144 220H141V221H139V222H140V225L138 224L139 222H137V223H133V225H134V224H135V225L137 224V225H139V227H140ZM208 221H210V222L208 223ZM244 221H245V222H244ZM260 221H261L262 223H261ZM117 222H118V221H117ZM201 222H202V221H201ZM201 222H200V223H201ZM236 222H237L238 224H236ZM118 223H119V222H118ZM126 223H127V222H125V223L123 222V226H124V228L120 230V231L123 233V238H124V237L127 238L126 236L129 234V230H131V229L137 227V225H136V226H133V225H132L133 227L131 226L132 228L129 229V230H127L126 228H130L129 226H130V224H132V223H127V224H126ZM145 223H146V222H145ZM145 223H144V224H145ZM204 223L202 222V224H204ZM241 223H242V224H241ZM128 224H129V225H128ZM193 224H196V227H197V228H195ZM206 224H207V225H206ZM233 224H236V225H237V226L235 227V229H237V230L234 229L233 226H235V225H233ZM247 224H248V225H247ZM117 225H118V226L121 225V226H120L121 228L123 227L121 222H120L119 224H117ZM127 225H128V227H127ZM189 225H190L191 227H193V228L190 229V226H189ZM238 225H239V226H238ZM242 225H243V226H242ZM249 225H251V226H249ZM260 225H261L262 227H261ZM160 226H161V225H160ZM187 226H189V227H187ZM210 226H208L207 228H209ZM240 226H242V227L245 228L246 230L243 229V228H241ZM247 226H249V227H247ZM256 226H257V227H256ZM177 227H178V229H177ZM179 227L181 228V231H178V230H180ZM186 227L188 228L187 231H188V230H193V231H195V230H198V231L201 230V231H203V230H204L203 233L205 232V229H206L207 231H206V233H204V235H203V233L201 232L202 235H203L202 237H203V239H204L205 237H209V238H208V242H210L211 240L215 242V246L213 245V246H214V247H213V250L215 251V253H214V252H207V251H205V250H209V251H211V249H212L211 246H212V243H213V242L211 241V242H210L211 245L208 243V244L206 245V247H207V246H208V247L204 249L205 244H206L205 242H207V241H206L207 238L204 239L205 242H204V241L201 242L202 240L200 239V240H201L200 242H201L202 244L198 245V246H197L198 248H195L196 246L194 247L193 244H192V243H195V242H194L193 240H191L189 237H190V236L193 237V235L195 236V234L198 235V233H197L198 231H197V232L195 231L196 233H194L193 231H191V232L194 233L193 235H192V233H190V231H189V233L186 231L188 234H190V236H188V234H186V233L183 231V230H186ZM211 227H212V226H211ZM229 227H230V234H231V235L228 234V233H229V230H228ZM232 227H233V228H232ZM145 228L147 229V226L145 225V227H144V225H143V223H142V226L140 227V229H141V231H142V230L144 231V232H143L144 235L140 236L141 238L146 237L145 235H147V234H145V233H147V231H145ZM171 228H172V230H171ZM202 228H204V229H202ZM217 228H216V231H217ZM231 228L234 229L235 231L232 230V232H231ZM240 228L243 229V230H242V234H241V230H240ZM247 228H249V229H247ZM262 228H263V229H262ZM125 229H126V230H125ZM238 229L240 230V231H239L240 233H238ZM252 229H253V230H252ZM254 229H256V230H254ZM261 229H262V230H261ZM138 230H139V228H138ZM176 230H177V233H175V234H176L177 236L180 235L179 233L182 232V233H181L182 235L178 236V239H177V237H175V236L172 237L173 234H174V232H175ZM244 230H245V232H244ZM125 231L127 232V235H126V232H125ZM135 231H136V228H135ZM135 231H133V232H134L136 235H137L138 232H140V230H139V231H136V232H135ZM168 231H169V232H168ZM173 231H174V232H173ZM219 231H218V232H219ZM226 231H227V233H226ZM252 231H255V232H252ZM256 231H257V232H256ZM124 232H125V233H124ZM130 232H132V230H131ZM133 232H132V233H133ZM158 232L160 233V235H159ZM235 232L237 233L236 235H238V237L235 235ZM134 233H133V234H134ZM183 233H184V235H183ZM199 233H200V232H199ZM201 233H200V234H201ZM207 233H209L210 235L208 234V236H206ZM223 233H224V234H223ZM225 233H226V235H225ZM246 233H247V234H246ZM248 233H249V234H248ZM227 234H228V235H227ZM232 234H233V236H232ZM240 234H241V236H240ZM252 234L255 235L254 238H253V235H252ZM125 235H126V236H125ZM186 235H187V236H186ZM220 235H221V236H220ZM242 235H243V236H242ZM249 235H250V237H247V238H246V236H249ZM261 235H262V236H261ZM134 236H135V235H134ZM134 236L131 235L130 238H134ZM137 236H138V237L134 238L135 240L133 239V241H136L137 239H138L137 241H140V240H141V238L139 237V233H138ZM182 236H183V237L185 236L184 239H185V240H188L187 242L185 241L186 243L184 242L187 246H186L185 244H182V243H181L182 245H180V240H181V242L184 241V239L181 238ZM204 236H205V237H204ZM222 236H224L223 239L226 237L228 240H223V239H222ZM239 236H240V237H239ZM128 237H129V236H128ZM210 237H212V238H210ZM234 237H235V238H234ZM243 237H244V238H243ZM262 237H263V238H262ZM125 238H124V239H125ZM130 238H127V239L129 240ZM193 238H194V237H193ZM218 238H219V239H218ZM226 238H225V239H226ZM245 238H246L247 240H245ZM249 238H250V239H249ZM260 238H261V239H260ZM139 239H140V240H139ZM172 239H174L175 241L172 240ZM209 239H210V240H209ZM217 239H218V240H217ZM236 239H237V240H236ZM243 239H244L245 241H243ZM252 239H253V241H252ZM105 240H106V239H105ZM105 240H104V241H105ZM167 240H169L170 243H169ZM178 240H179V241H178ZM189 240H190V241H189ZM198 240H199V239H198ZM230 240H232V241H230ZM250 240H251V242H252L251 244H250ZM255 240H256V241H255ZM259 240H260L261 242H260ZM106 241H108V242H111V241H112L113 245H115V242H114V240L112 239V237H111V239L106 240ZM106 241H105V242H106ZM171 241L173 242V244H172ZM176 241H177V242H176ZM219 241H220V243H219ZM237 241H238V242H237ZM131 242H132V241H131ZM131 242H130V240H129V242H128L127 240H122V245H121V246H119V247H118V246H115V247H117V248L114 247V248H115V249L113 248L114 251L117 252L116 249H119L120 252H121L120 254H116V253H115V254H116L115 256H116L117 258H119V256H121L122 254H126V255H128V257H129V258H127V259H129V261H128L129 263L133 260V261L131 262L132 264H133L134 261H135V264H143V263L145 264V262H144L142 259H143V258H144V259H145V258H148V257H147L148 254H150V252L154 251L153 249H154L155 247H154L153 245H151V247H150V246H147V249H145L146 247H145V246L142 247V243H140L141 247L139 248V250H140L141 248H142V249L144 248V249H143V250H140V252H139V250H137L138 247L135 246V248H134L133 245H135V244H133V243H131ZM155 242H156V245H155ZM157 242H158V243H157ZM164 242H165V243H164ZM174 242H176V243H174ZM191 242H192V243H191ZM228 242H229L231 245H228ZM231 242H232V243H231ZM234 242H235V243H234ZM256 242H258V243L261 245V248H263V249L260 250V247H259V248L257 247V249H253V246H249V244L252 245L253 243H256ZM112 243H111V245H109V247H106L107 250H108L109 248H112V247H111V246H112ZM130 243H131V244H130ZM135 243L138 244L139 242H135ZM190 243H191V244H190ZM204 243H205V244H204ZM243 243H244V244H243ZM258 243H256V245L254 244V248H256V246L259 245ZM261 243H262V244H261ZM103 244H104V242H103ZM106 244H107V243H106ZM157 244H158V246H157ZM164 244H166V245H164ZM167 244H169V246H167ZM170 244H171V245H170ZM176 244H177V245H176ZM189 244H190L191 246H188ZM196 244H197V243H196ZM196 244H194V245H196ZM213 244H214V243H213ZM219 244H220V245H219ZM221 244H223V245L226 244V245H224V247H226V248H223V245H221ZM236 244H237V245H236ZM238 244H239V245H238ZM241 244H242V245H241ZM104 245H105V244H104ZM104 245H103V246H104ZM138 245H139V244H138ZM163 245H164V246H163ZM201 245H203V246H201ZM209 245H210V246H209ZM217 245H219V246H217ZM233 245H234V246H233ZM247 245H248V246H247ZM260 245H259V246H260ZM262 245H263V247H262ZM105 246H106V245H105ZM107 246H108V244H107ZM161 246H163V247L161 248ZM166 246H167V247H166ZM177 246H178L179 248H177ZM183 246H184V247H183ZM185 246H186V248H187L188 251L190 250V248H191L192 246L194 247L193 249H195V250H196V249H201V247H202V249H204V251L206 252V253L204 252V254H205V256H207V258H202V257H205V256H203L204 254L201 255V257H200V251H199V250H198V252H199V256L196 254L197 250H196V251L194 250L195 253H194L193 249H191L192 251L188 252V251L186 250ZM200 246H201V247H200ZM227 246H228V247L230 246L231 248H230V247L228 248ZM235 246H236V247H235ZM246 246H247V247H246ZM130 247H132V248H130ZM136 247H137V249H136ZM152 247H153V248H152ZM168 247H170V248H168ZM188 247H189V249H188ZM199 247H200V248H199ZM209 247H210L211 249H209ZM218 247H219V250H218L219 254L216 252V250H217L216 248H218ZM237 247H238V248H237ZM248 247H250V248H248ZM148 248H149V249L152 248V251H151V249H150L149 251H147ZM173 248H174V249H173ZM175 248H176V249H175ZM180 248H181L182 250H180ZM184 248H185L186 251L183 250ZM214 248H215L216 250H215ZM222 248H223V249H222ZM235 248H236V249H235ZM243 248H244V249H243ZM245 248H246V249H245ZM161 249H162V250H161ZM165 249H166V251H165ZM227 249H231V250H227ZM241 249H243V250H241ZM247 249H248L249 251H248ZM103 250L106 251V250H105V247L103 248ZM168 250H169V252H168ZM172 250H173V251H172ZM175 250L177 251V253H176ZM220 250H222V253H221ZM224 250H225V252H226V251H227V252L225 253ZM246 250H247V251H246ZM111 251H112V250H111ZM114 251H112V252L107 251L106 253H109V252H110V253H113ZM144 251H145V252H144ZM182 251H183V252H182ZM234 251H235V254L237 253V251H238V253L235 255V254H234ZM239 251H240V252H239ZM253 251H254V252H253ZM255 251H258V252H255ZM259 251H261V252H259ZM123 252H124V253H123ZM146 252H148V254H147ZM173 252H175V253L172 254ZM192 252H193L194 254H193ZM198 252H197V253H198ZM230 252H231V253H230ZM247 252H248V253H247ZM110 253H109V254H110ZM118 253H119V252H118ZM144 253L147 254V255H144L145 257H143V255H142V254H144ZM181 253H180V254H181ZM187 253H188V254H189V253H190V254L192 253V254H191V255L189 254L190 256H188ZM208 253H209V254H208ZM212 253L214 254L213 256H212ZM216 253H217V254H216ZM246 253H247V254H246ZM255 253H256V254H255ZM258 253H259V254H258ZM152 254H153V252H152ZM154 254H155V253H154ZM165 254H164V255H165ZM215 254L218 255V256L216 257ZM227 254H228V255H227ZM230 254H231V255H230ZM243 254H244V255H243ZM245 254H246V255H245ZM263 254H264V253H263ZM105 255H106L105 258H107V259H105V263H107V262L110 261V264H112L113 262H115V263H113V264H121L122 262L120 263V261L126 260V258H125V259L120 258L121 260L118 262L119 259L116 261V258L113 257V258H115L114 261H113L112 256H114V255L111 256V254H110L109 256H111L112 260H108V259H111V258L108 257V254H105ZM126 255H125V256H126ZM171 255H172V256H171ZM186 255H187V256H186ZM225 255H226V256H225ZM239 255H240L241 258H239ZM247 255H249L250 257H247ZM258 255H259V258H257ZM122 256H123V255H122ZM122 256H121V257H122ZM170 256H171V257H170ZM178 256H180V255H178ZM178 256H177V258H178ZM191 256L195 257L197 260H198V259L201 260V258H202V259H205V260L207 259V260H206L207 262H206L205 260H204L205 262L202 261V260H201V261H200V260H198V261H197V260H194L195 258L190 259ZM208 256H212V257H208ZM227 256H228L230 259H229ZM230 256H231V257H230ZM243 256H244V257H243ZM253 256H254V257H253ZM126 257H127V256H126ZM197 257H199V258H197ZM223 257H224L225 259H224ZM226 257H227V258H226ZM236 257H238V261H237V258H236ZM251 257H252V259H251ZM260 257H261V259H260ZM156 258H155V259H156ZM164 258H166V259H164ZM232 258H233V259H232ZM122 259H123V260H122ZM160 259H162L163 262H162V260H160ZM172 259H173V261H174V258H173V257H172ZM172 259H171V260H172ZM175 259H176V258H175ZM178 259H180V257H179ZM178 259H177V260H178ZM182 259L180 260L181 262L183 261ZM226 259H227V260H226ZM245 259H246L247 261H249V262H247ZM250 259H251V260H250ZM256 259H257V260H256ZM106 260H107V261H106ZM130 260H131V261H130ZM189 260H190V262H188ZM191 260H192V261H191ZM193 260L195 261V263H194ZM213 260H212V262H213ZM260 260H261V261H260ZM145 261H146V259H145ZM199 261H200L201 263H200ZM215 261H216V262H215ZM219 261H220V262H219ZM231 261H232V262H231ZM244 261H245L246 263H245ZM252 261H253V262H252ZM256 261H257V262H256ZM125 262H126V261H125ZM128 262H127L126 264H129ZM158 262H157V263H158ZM203 262H204V263H203ZM218 262H219V263H218ZM227 262H228V263H227ZM236 262H237V263H236ZM250 262H251V263H250ZM105 263H104V261H103V264H105ZM123 263H124V261H123ZM123 263H122V264H123ZM155 263H156V262H155ZM155 263L153 262V264H155ZM157 263H156V264H157ZM164 263H163V264H164ZM107 264H109V263H107ZM158 264H159V263H158ZM177 264H178V263H177ZM211 264H212V263H211Z\"/></svg>",
    "mask_w": 264,
    "mask_h": 264
}]
</instances>
